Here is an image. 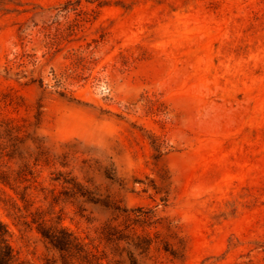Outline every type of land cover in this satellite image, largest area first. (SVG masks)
Listing matches in <instances>:
<instances>
[{
    "label": "rangeland",
    "instance_id": "rangeland-1",
    "mask_svg": "<svg viewBox=\"0 0 264 264\" xmlns=\"http://www.w3.org/2000/svg\"><path fill=\"white\" fill-rule=\"evenodd\" d=\"M0 162L18 262L264 264V0H0Z\"/></svg>",
    "mask_w": 264,
    "mask_h": 264
},
{
    "label": "trees",
    "instance_id": "trees-1",
    "mask_svg": "<svg viewBox=\"0 0 264 264\" xmlns=\"http://www.w3.org/2000/svg\"><path fill=\"white\" fill-rule=\"evenodd\" d=\"M10 131L11 130H8V132ZM9 154L7 156H10L9 157L10 159L14 158L12 157L11 153ZM0 166H1V162H0ZM0 180L4 184L12 186L11 177L7 173L1 170H0ZM38 230L46 239L50 241L53 247L60 252L69 253V255L71 256H73V254L81 255L83 259L85 258V256L87 257L90 256V253L86 251L82 243L71 233L66 231L63 227H60L59 229H55V230H51L50 228L48 229L39 228ZM0 264H30L25 261L18 262L16 253L9 240L8 227L1 219H0ZM90 264H101V263L99 260L95 261V258H93L91 259Z\"/></svg>",
    "mask_w": 264,
    "mask_h": 264
}]
</instances>
